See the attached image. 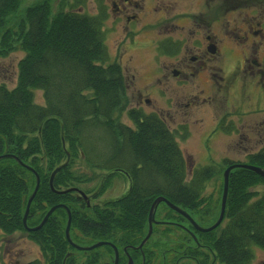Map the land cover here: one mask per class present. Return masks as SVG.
Listing matches in <instances>:
<instances>
[{
    "label": "trees",
    "instance_id": "1",
    "mask_svg": "<svg viewBox=\"0 0 264 264\" xmlns=\"http://www.w3.org/2000/svg\"><path fill=\"white\" fill-rule=\"evenodd\" d=\"M81 2L61 0L55 11L49 0L28 5L15 30L8 22L20 12V0H0V54L24 52L15 87L0 84V156L8 155L0 159V231H23L38 245L41 259L22 264H111L106 260L114 255L112 247L81 252L66 239L67 208L71 241L79 246L109 242L119 252L118 264L128 257L133 264H252L255 249L264 251V189L253 190L264 186V178L245 168L230 172L224 216L215 229L196 231L160 202L155 218L162 215L161 220H155L150 237L138 248L158 197L184 210L199 226L213 225L220 209L205 191L234 162L223 159L194 167L189 174L176 134L159 114L130 108L126 114L132 125L120 120L126 87L121 66L110 61L106 48L104 5L99 2L98 12L89 14L79 11ZM35 90L42 92L41 105L35 102ZM218 125L227 133L223 122ZM182 133L187 138V131ZM79 158L108 172L98 193L118 172L129 180L127 192L101 205L90 203L89 190L80 185L92 177L74 168ZM239 163L264 168V144ZM27 166L40 179L27 227L38 226L51 207L64 205L34 231L22 221L36 186ZM59 166L52 185L65 190L62 194L49 186L50 174ZM75 251L85 254L84 261Z\"/></svg>",
    "mask_w": 264,
    "mask_h": 264
},
{
    "label": "rangeland",
    "instance_id": "2",
    "mask_svg": "<svg viewBox=\"0 0 264 264\" xmlns=\"http://www.w3.org/2000/svg\"><path fill=\"white\" fill-rule=\"evenodd\" d=\"M39 1L42 0H20V12L12 14L8 26L17 30L22 10L28 5ZM49 1L54 11L61 2V0ZM198 1L203 4L204 0ZM99 2L104 5V11L106 12L103 30L110 61L119 63L125 81L127 104L125 110L119 113L122 122L132 125L126 114L127 109L130 108H138L143 112L159 114L176 134L189 174L194 167L220 163L223 159H229L234 163L245 161L248 154L257 151L264 144V64L261 70H257V67L254 69V74L255 72L261 73L259 77L250 78L251 86L247 90L241 91V88L238 89L236 86L228 88L225 83L219 94H216L213 100L207 102L205 99L210 93H204L201 90L196 91L193 83L195 80L186 84L183 80L176 81L172 75L175 60L173 57L160 55L156 48L157 42L163 37H167L164 35H168L176 29L175 22L182 26L179 31H183L185 34L191 29L201 35L210 33V30H213L212 26L198 29L193 21L191 24L188 23L191 18L201 17L200 13H206L210 21L219 18L216 22L218 23L217 27L223 25L224 33L232 29L237 30L238 24H241L243 19L247 18L251 3L245 4L242 0H226L225 5L221 6L223 0H205L203 9H201L202 5L197 0H129L128 2L123 0H83L80 3L81 8L79 7V11L95 14L100 7ZM114 4L120 7L122 5L127 6L125 7L127 10L116 13ZM178 6L181 8L179 9ZM206 6L208 7L206 8ZM230 7L232 8L226 9ZM158 12L161 15H157ZM128 15L134 18L128 19ZM236 25L237 27H235ZM206 29H209V31H206ZM135 39L136 43H134ZM201 39L202 36H200ZM218 43L220 46V59L217 58L215 62L210 63L207 71L212 70L222 73L228 79L226 82L231 81L235 74L242 78L240 79L242 81L248 79L246 76L250 77L249 74H245L243 71L246 58L250 57L248 63H251V58L257 55L264 63V46L258 49L255 48L257 50L255 55L252 52L248 53V49L251 51V48L244 45L237 46L222 36H219ZM23 56L24 52L19 50L6 55L0 54V84H4L8 89L14 88L17 83V64ZM219 64L223 70L222 72L217 66ZM213 65L216 66L213 67ZM233 69L234 71H231ZM201 87L205 89L204 85L199 84V89ZM192 92L197 94L196 106L193 105L194 107L187 108V99H189L188 97L191 96L190 93ZM244 93L248 95L249 99ZM231 97L234 98V102L228 99ZM34 99L37 104H43L40 90L34 91ZM146 99L149 101L148 103L145 102ZM232 109H235L237 113H234ZM190 111H192V115L186 117ZM225 111L228 114L225 116L223 126L227 133L216 129L215 126L220 123L219 120L224 116L223 112ZM243 112H248V114L241 116L240 114ZM188 119L190 122H187ZM182 127H184V131L187 130L188 132L185 139H182L180 135ZM221 167L223 168V165ZM74 168L80 173L92 177L89 183L80 185L82 189L89 190L90 194L88 196L92 204L101 205L105 200H114L124 195L129 188V180L118 172L111 179L110 186L102 193H98L104 178L108 176V172L86 165L81 158L76 160ZM225 168L208 183L205 191V195L210 196L219 209L221 208L223 195V171ZM263 189L264 186L259 185L253 190L262 192ZM33 191L34 189L31 194ZM227 196L228 190L226 201ZM159 216L162 217V215ZM159 216L155 218L154 215V219L158 218L160 221ZM95 243L97 241L93 244ZM255 252L256 256L252 264H264V251L255 249ZM74 253L75 256L80 257L79 260L84 261L85 254L77 251ZM113 257L114 255L106 261L111 263ZM34 259H41L39 247L28 239L23 231H17L10 235L0 231V264H22ZM180 264L196 263L187 260L182 261Z\"/></svg>",
    "mask_w": 264,
    "mask_h": 264
},
{
    "label": "flooded vegetation",
    "instance_id": "3",
    "mask_svg": "<svg viewBox=\"0 0 264 264\" xmlns=\"http://www.w3.org/2000/svg\"><path fill=\"white\" fill-rule=\"evenodd\" d=\"M124 2H128L129 0H123ZM245 4L251 3L249 5V13L247 18H244L241 24H238V28L232 29L228 31L227 33H224L223 25L218 26L216 23L219 18H215L212 21L209 20L208 16H206V13H200L201 17H196L194 19H190L188 23H194L198 29L200 28H209L212 26L213 30H210V33H206L201 35L200 33L196 32L195 30L188 31L186 34L183 33L181 30L182 26L178 23H174L175 30L172 31V33H169L168 35H164L167 37H159L162 38L159 42H157V51L160 55L167 56V57H173L175 67H173L172 75L174 76V79L176 81L183 80L184 84L188 82L193 81L196 91L201 90V92H208L210 93L209 96L205 99V101L210 102L213 100L215 95L219 94V91L226 83L227 87H237L238 89L241 88L242 90H247L251 86V80L250 78L259 77V74L261 72H255L254 69L257 67V70H261V67H263L261 58L256 55L257 50L255 48H260L261 46H264V0H242ZM197 2H199L197 0ZM205 0L202 2H199L200 5L204 6ZM224 2V4H223ZM221 6L225 5L226 0H223ZM132 3V2H131ZM130 3V4H131ZM234 3V2H233ZM244 4V5H245ZM115 6L116 13L117 12H123L124 10H127V6ZM179 9L181 8L178 6ZM208 6H206L207 8ZM247 7V6H246ZM174 8V7H173ZM226 8L227 10L231 9ZM223 9V8H222ZM161 15L160 12H158L157 15ZM134 15V14H132ZM204 15V16H203ZM132 16L128 15V19ZM134 18V17H132ZM176 19V18H175ZM237 27V25L235 26ZM206 31H209V29H206ZM231 32V33H230ZM230 33V34H229ZM170 35V36H169ZM200 36H202V39L200 40ZM219 36L224 37L227 39V41L235 43L237 46L244 45L248 49V53L252 52L255 53L256 57L251 58V63H248V59L246 58L244 61L243 71L245 74H249V76H246L248 79L246 81H242L239 76L235 74V76L226 82L228 79L225 78V75H223L220 72H214L212 70L207 71V68L210 63L215 62L216 59H220V46L218 43ZM138 40V38H136ZM136 39L134 43H136ZM123 45H124V38ZM165 44L167 46H165ZM133 47L134 44H132ZM253 47V49H252ZM168 49V52L166 50ZM248 55V54H247ZM242 64V63H241ZM194 65V67H193ZM216 65H213V67ZM218 68L223 71L220 67L221 65H217ZM263 69V68H262ZM124 71V70H123ZM231 71H234L231 70ZM256 71V70H255ZM254 74V75H253ZM264 74V73H263ZM204 84H203V83ZM181 83V82H180ZM241 83V84H240ZM199 84L204 85L205 89H199ZM246 97L248 95L244 93ZM191 96H189L187 99L188 104L187 108H192L196 106L195 100L197 99V94L194 92L190 93ZM229 100H232L234 102V98H228ZM249 99V97L247 98ZM146 103L149 101L146 99ZM195 103V104H194ZM246 104V99H245ZM194 105V106H193ZM234 113H237L235 109H232ZM228 114L227 111L223 112ZM248 114V112H243L240 114L241 116ZM192 115V111H190L186 117H189ZM225 116L222 117L219 121L225 122ZM187 122H190L189 119ZM126 264V263H125Z\"/></svg>",
    "mask_w": 264,
    "mask_h": 264
},
{
    "label": "water",
    "instance_id": "4",
    "mask_svg": "<svg viewBox=\"0 0 264 264\" xmlns=\"http://www.w3.org/2000/svg\"><path fill=\"white\" fill-rule=\"evenodd\" d=\"M8 156V155H7ZM6 155H3V156H0V159L2 157H7ZM20 162V161H19ZM20 164H23L22 162H20ZM24 165V164H23ZM26 166V165H25ZM34 174H35V177H36V186L34 188V191L33 193L31 194V196L28 198L27 200V204H26V209H25V214H24V217H23V224L25 226V228L29 231H34V230H37L38 228H40L44 222L46 221V219L49 217V215H51V213H53V211L57 208V207H64V205H56V206H53L51 207L45 214V216L43 217L42 221L40 222V224L36 227H33V228H29L27 227V225L25 224L26 223V218H27V215H28V211H29V208H30V204L37 192V189H38V186H39V176L38 174L29 166H27ZM235 168H245V169H248V170H251L253 171L254 173H256L257 175L261 176L264 178V168L262 167H259V166H252V165H248V164H243V163H235V164H231L229 165L224 171H223V195H222V201H221V208H220V213H219V217L218 219L216 220V222L211 225L210 227H207V228H203L201 226H199L191 217L189 214H187L184 210L174 206L173 204H171L169 201H167L166 199H164L163 197H158L157 199L154 200V202L152 203L151 205V208L149 210V213H148V232L145 236V238L142 240L141 244L138 246V248H141L142 245L148 240V238L150 237L151 235V232H152V225L153 223L155 222V219H154V215H155V210H156V207L157 205L160 203V202H165L167 204V206H169L171 209L175 210L176 212L180 213L182 216H184L191 224L192 226L198 230V231H201V232H207V231H211L213 229H215L222 221L223 219V214H224V210H225V202H226V195H227V190H228V180H229V174L230 172L235 169ZM61 169V166L56 168L51 176H50V179H49V185H50V188L57 192V193H64L65 191H56L54 190L53 186H52V180H53V177L54 175ZM67 210V214H68V218H67V225H66V228H65V236H66V239L70 242V244L75 247L77 250L79 251H88V250H91V249H94V248H97V247H100V246H103L104 244L106 245H109L110 247L113 248V252H114V259H113V262L112 264H118V257H119V252L117 250V248L112 245L111 243H108V242H97L91 246H79V245H76L74 244L71 239H70V220H71V216H70V211L66 208ZM125 250V249H124ZM126 264H133V261L130 257H128V261Z\"/></svg>",
    "mask_w": 264,
    "mask_h": 264
}]
</instances>
